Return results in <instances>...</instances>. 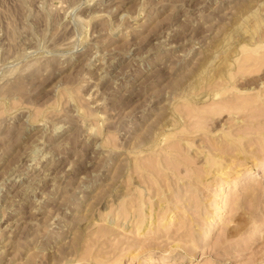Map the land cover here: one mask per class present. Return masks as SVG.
<instances>
[{
  "label": "rangeland",
  "instance_id": "rangeland-1",
  "mask_svg": "<svg viewBox=\"0 0 264 264\" xmlns=\"http://www.w3.org/2000/svg\"><path fill=\"white\" fill-rule=\"evenodd\" d=\"M263 104L264 0H0V264H264Z\"/></svg>",
  "mask_w": 264,
  "mask_h": 264
},
{
  "label": "bare ground",
  "instance_id": "bare-ground-1",
  "mask_svg": "<svg viewBox=\"0 0 264 264\" xmlns=\"http://www.w3.org/2000/svg\"><path fill=\"white\" fill-rule=\"evenodd\" d=\"M133 29H135V27H134ZM125 31H126V30H125ZM126 32H127V31H126ZM128 32H129V31H128ZM130 32H131V31H130ZM126 34H127V33H126ZM128 34H129V33H128ZM127 36H128V35H127ZM223 75H224V74H223ZM86 80H87V79H86ZM2 87H3V86H2ZM20 87H21V86H20ZM226 87H227V86H226ZM17 88H18V87H17ZM228 88H229V87H228ZM11 89H13V87H12ZM223 89H224V87H223ZM233 89H234V88H233ZM14 90H15V89H14ZM18 90H19V89H18ZM220 90H221V89H220ZM220 90H219V91H220ZM217 91H218V90H217ZM242 91H243V90H242ZM242 91H241V92H242ZM8 92H9V91H8ZM243 93H244V92H243ZM257 94H258V93H257ZM260 94H261V93H260ZM241 96H242V95H241ZM256 96H257V95H256ZM238 97H239V95H238ZM242 97H243V96H242ZM258 97H259V96H258ZM262 99H263V98H262ZM234 101H235V100H234ZM237 101H238V99H237ZM243 101H244V99H243ZM240 104H241V101H240ZM261 105H262V104H261ZM263 105H264V104H263ZM237 108H238V107H237ZM237 108H235V109H237ZM240 108H241V107H240ZM244 109H245V108H244ZM255 109H256V108H255ZM239 110H240V109H239ZM246 110H247V109H246ZM246 110H245V111H246ZM231 111H232V110H231ZM251 111H252V109H251ZM188 112H190V110H189ZM242 112H243V111H242ZM235 113H236V112H235ZM235 113H234V114H235ZM248 113H250V110H249ZM191 114H192V113H191ZM253 119H254V118H253ZM194 120H196V119L194 118ZM251 120H252V119H251ZM191 121H192V120H191ZM252 121H253V120H252ZM240 123H241V122H240ZM238 125H239V124H238ZM181 126H182V125H181ZM207 126H208V125H207ZM178 127H180V126H178ZM195 127H196V126H195ZM87 131H88V130H87ZM227 133L230 135L229 132H227ZM176 134H178V133H176ZM183 134H184V133H183ZM187 135H189V134H187ZM239 135H240V134H239ZM210 136H211V135H210ZM241 136H242V135H241ZM262 136H263V135H262ZM224 137H225V136H224ZM211 138H212V136H211ZM211 138H210V140L213 139V138H212V139H211ZM217 138H218V137H217ZM225 138H227V137H225ZM234 138H235V137H234ZM218 140H220V138H218ZM234 140H235V139H234ZM205 141H206V140H205ZM230 142H231V141H230ZM201 143H202V142H201ZM228 143H229V142H228ZM203 146H204V145H203ZM214 146H215V145L213 144V147H214ZM197 147H198V146H197ZM200 147H202V146H200ZM203 148L206 150V147H202L201 149H203ZM215 148H216V147H215ZM211 149H212V148H211ZM245 149H246V148H245ZM223 150H226V149L224 148ZM249 150H251V149H249ZM235 153H236V152H235ZM182 154H183V153H182ZM191 154H192V153H191ZM204 154H205V153H204ZM216 155H217V154H216ZM192 156H193V155H192ZM198 156H199V155H198ZM217 156H218V155H217ZM217 156H215V157H216L217 160H219ZM199 157H200V156H199ZM201 158H202V157H201ZM201 158H200V160H201ZM220 158H221V157H220ZM225 159H226V158H225ZM228 159H229V158H228ZM242 159H243V157H242ZM200 160H199V161H200ZM243 160H244V159H243ZM201 161H203V160H201ZM208 161H209V159H208ZM227 161L229 162V160H227ZM199 163H202V162H199ZM204 163H205V162H204ZM204 163H203V164H204ZM217 163H218V162H217ZM221 163H222V162H221ZM197 164H198V163H197ZM215 165H217V164H215ZM238 165H239V164H238ZM149 166H150V165H149ZM201 166H202V165H201ZM203 166H204V165H203ZM226 166H227V165H226ZM161 167H162V166H161ZM206 167H207V166H206ZM217 167H219V166H217ZM188 168H189V167H188ZM229 168H230V167H229ZM206 170H207V168H206ZM213 170H214V169H213ZM204 171H205V170H204ZM228 171H229V170H228ZM182 172H184V169L182 170ZM218 172H219V170H218ZM232 172H233V171H232ZM219 173H220V172H219ZM182 174H183V173H182ZM223 174H224V173H223ZM226 174H227V173H226ZM201 175H202V174H201ZM216 175H217V174H216ZM202 176H203V175H202ZM214 177H215V176H214ZM228 177H229V176H228ZM228 177L225 178V179H226L225 182L229 184V182H232V180H231L230 178H228ZM222 179H223V178H222ZM206 181H207V180H206ZM216 182H217V181H216ZM222 183H223V182H222ZM222 186H223V185H222ZM251 194H252V193H251ZM255 194H256V192H255ZM167 203H168V202H167ZM160 205H161V204H160ZM48 211H49V210H48ZM35 213H36V212H35ZM208 218H209V217H208ZM36 219H37V218H36ZM171 220H172V219H171ZM176 221H177V220H176ZM176 221H175V222H176ZM167 222H168V221H167ZM76 239H77V238H76ZM80 240H81V239H80ZM223 243H224V242H223ZM178 246H179V245H178ZM173 247H174V246H173ZM3 249H4V248H3ZM2 251H4V250H2ZM3 253H4V252H3ZM90 258H91V257H90ZM102 264H103V261H102Z\"/></svg>",
  "mask_w": 264,
  "mask_h": 264
}]
</instances>
